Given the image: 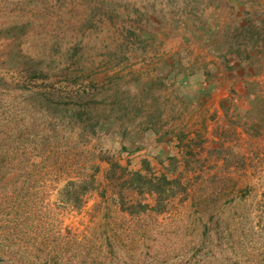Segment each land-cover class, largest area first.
<instances>
[{"label": "rangeland", "instance_id": "1", "mask_svg": "<svg viewBox=\"0 0 264 264\" xmlns=\"http://www.w3.org/2000/svg\"><path fill=\"white\" fill-rule=\"evenodd\" d=\"M0 264H264V0H0Z\"/></svg>", "mask_w": 264, "mask_h": 264}, {"label": "trees", "instance_id": "2", "mask_svg": "<svg viewBox=\"0 0 264 264\" xmlns=\"http://www.w3.org/2000/svg\"><path fill=\"white\" fill-rule=\"evenodd\" d=\"M227 51L232 53L231 49H226V52ZM237 60L238 59H235L233 61L232 66L233 68L239 69L242 62L238 61L239 63H237ZM246 74H248V71ZM242 75H244V73H241L239 76ZM241 81L244 83L247 82L245 80ZM122 149L126 150L125 147H122ZM108 161L110 165L106 171L105 179L108 180V184L110 182L112 185L113 180H116L118 184L117 191L113 193V199L123 211H127L130 214H136L148 208L162 211L164 208V202L167 201L171 196L175 195L174 190L176 191L179 188L183 189V191L185 190V187L181 185L177 177L169 178L164 173L157 175L153 172L150 167V163L146 160L142 161V169L140 171L137 170L132 172L128 171L126 166H122L118 162H112L110 160ZM94 168L95 170L93 173H91L87 178L83 179L81 183L68 181V183L64 186L61 192L65 194V200L67 202H78L80 199L79 195L90 190H96L100 197L105 195V189H100V191H98L99 189L95 183L94 177V172L98 169V167ZM122 177H124V179ZM125 190H135L136 194L139 196L148 194L153 198V204L150 206L149 203H143V201L140 200L135 202L129 201L126 194L124 193Z\"/></svg>", "mask_w": 264, "mask_h": 264}]
</instances>
